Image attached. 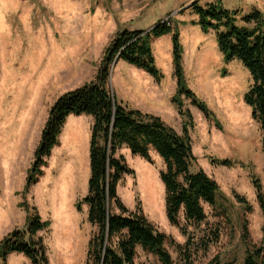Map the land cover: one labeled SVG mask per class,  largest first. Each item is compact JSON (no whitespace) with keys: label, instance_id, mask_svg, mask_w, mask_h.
I'll list each match as a JSON object with an SVG mask.
<instances>
[{"label":"rangeland","instance_id":"obj_1","mask_svg":"<svg viewBox=\"0 0 264 264\" xmlns=\"http://www.w3.org/2000/svg\"><path fill=\"white\" fill-rule=\"evenodd\" d=\"M196 3L264 14V0H0V241L14 226L27 231L29 216L38 214L50 222L38 237L49 264H88L95 229L87 221L88 206L82 211L75 206L88 192L93 118L67 119L44 175L29 195L26 187L35 151L57 98L95 80L105 50L120 34L143 31V37L165 23L180 37L186 87L208 106L214 120L186 96L183 110L191 114V121L173 103L178 90L173 34L151 40L155 66L163 75L160 82L134 68L138 74H129L133 88L126 83L123 90H115L114 72L122 61L118 55L109 68V87L117 99L160 117L179 135L189 125L196 157L192 173L202 170L217 183V204H203L202 224L188 222L181 212L179 226H173L161 179L166 166L153 150L151 161L121 151L133 174L120 182L119 197L130 211L144 215L170 237L167 250L174 264H186L190 258L193 264H243L245 226L251 241L261 243L264 211L257 189L264 194L262 130L244 102L252 77L240 61L224 60L215 32L205 34L195 25ZM121 64L131 71V65L122 61L116 74ZM212 159L233 165L214 166ZM217 229L219 241L214 243ZM189 240L193 246L188 250ZM135 262L163 264L142 249ZM7 264L31 261L13 253Z\"/></svg>","mask_w":264,"mask_h":264},{"label":"trees","instance_id":"obj_2","mask_svg":"<svg viewBox=\"0 0 264 264\" xmlns=\"http://www.w3.org/2000/svg\"><path fill=\"white\" fill-rule=\"evenodd\" d=\"M192 10L198 18L195 25L200 26L205 34L215 32L224 60L228 63L240 61L250 73L253 84L244 95V102L261 127L264 153V14L257 9L249 13L240 9L229 10L221 3L205 6L196 3ZM143 33L120 34L105 50L102 67L95 80L56 100L29 170L27 191L44 175L43 168L59 144L67 119L82 115L93 118L88 192L75 206L77 211L88 206L87 221L95 229L88 245V264H136L138 249L157 256L163 264H174L167 250V244L172 243L170 237L159 232L144 215L130 211L119 197L120 182L125 176L133 174L121 154L123 149L147 161H151L150 152L153 150L163 159L166 169L161 173V179L167 194V215L173 226H179L181 212H184L188 222L202 224L205 221L203 204L212 207L217 204L220 191L217 183L202 170L192 173L196 157L188 134L189 125L185 124L184 134L179 135L160 117L129 107L110 90L109 68L118 55L120 60L145 71L160 82L163 75L155 66L151 40L173 34V58L178 84L173 103L178 112L188 116L191 121V114L183 110L182 97L186 96L206 118L214 120L208 106L186 87L179 35L165 23L141 37ZM212 164L233 165L230 160L216 159H212ZM257 192L264 211V194L260 189ZM49 226L50 222L43 221L38 214L30 215L27 231L15 230L0 241V264H7L8 256L12 253L23 254L32 264H49L46 249L37 238ZM244 230L243 264H264V237L261 243H253L248 227L245 226ZM213 233L214 243H217L218 229ZM192 246L189 240L188 250ZM192 261L190 258L186 264H193Z\"/></svg>","mask_w":264,"mask_h":264},{"label":"crops","instance_id":"obj_3","mask_svg":"<svg viewBox=\"0 0 264 264\" xmlns=\"http://www.w3.org/2000/svg\"><path fill=\"white\" fill-rule=\"evenodd\" d=\"M120 63H122V61H120L118 64H117V66H116V70H115V72H114V77H113V79H114V88H115V90H123V86L124 85H126V83H128V85L131 87V84H130V80H129V74L131 73V75H133V76H135V75H137L138 73H137V71L134 69L135 67L134 66H130L129 68H130V70L131 71H129V70H127V67L128 66H126L125 64H121V66H120V68H121V71L120 72H118L117 74H116V71H117V69H118V65H120ZM124 67H123V66ZM84 86V85H83ZM131 88H133V87H131ZM60 95V94H59ZM58 99V98H57ZM119 99V98H118ZM120 100V99H119ZM121 101V100H120ZM72 117V116H71ZM33 188L34 187H32V188H30L29 189V195H30V193H31V191L33 190ZM12 193H15L16 194V196L19 194V192L17 191V192H15V191H13ZM20 203H22L21 201H20ZM16 230V227L14 226V227H12V229L9 231V234H11L13 231H15ZM40 234V233H39ZM39 234L37 235V238L39 237ZM13 254V253H12ZM12 254H10L9 256H8V261H9V258H10V256L12 255ZM19 259H21V258H19ZM31 264H32V262H31Z\"/></svg>","mask_w":264,"mask_h":264},{"label":"water","instance_id":"obj_4","mask_svg":"<svg viewBox=\"0 0 264 264\" xmlns=\"http://www.w3.org/2000/svg\"><path fill=\"white\" fill-rule=\"evenodd\" d=\"M117 62V61H116Z\"/></svg>","mask_w":264,"mask_h":264}]
</instances>
